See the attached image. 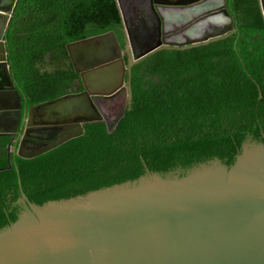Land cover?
I'll list each match as a JSON object with an SVG mask.
<instances>
[{
    "label": "water",
    "instance_id": "obj_1",
    "mask_svg": "<svg viewBox=\"0 0 264 264\" xmlns=\"http://www.w3.org/2000/svg\"><path fill=\"white\" fill-rule=\"evenodd\" d=\"M15 2L0 0V133L21 122L23 158L79 136L83 123L103 121L111 132L130 102L129 65L234 28L227 0L156 4L153 23L126 29L124 47L113 30L68 42L84 89L33 104L22 117L4 40ZM123 90L128 104L113 110ZM49 129L63 132L46 143L29 139ZM0 264H264V99L155 127L0 193Z\"/></svg>",
    "mask_w": 264,
    "mask_h": 264
},
{
    "label": "trees",
    "instance_id": "obj_2",
    "mask_svg": "<svg viewBox=\"0 0 264 264\" xmlns=\"http://www.w3.org/2000/svg\"><path fill=\"white\" fill-rule=\"evenodd\" d=\"M234 29L188 47H162L128 66L130 102L115 128L103 121L0 170V193L58 173L155 127L264 99V18L259 0H227ZM113 30L124 47L116 0H16L4 40L9 73L25 104L72 91L66 44ZM81 88V86H80ZM259 92L261 96L259 97Z\"/></svg>",
    "mask_w": 264,
    "mask_h": 264
},
{
    "label": "flooded vegetation",
    "instance_id": "obj_3",
    "mask_svg": "<svg viewBox=\"0 0 264 264\" xmlns=\"http://www.w3.org/2000/svg\"><path fill=\"white\" fill-rule=\"evenodd\" d=\"M179 0H122V6L124 10V15L126 22L125 24L123 23V31H124V46L126 45V37H125V31L126 29H134L137 30L139 26H143L144 24H150L151 22L153 23L154 19V12H155V5H169V4H174ZM170 6V5H169ZM228 7V6H227ZM234 29V28H233ZM233 31V30H232ZM129 58L130 54L126 50L125 52ZM9 68V66H8ZM12 78V77H11ZM13 81V79H12ZM1 88L5 91V94H8L11 92L9 86L6 85L4 80H1ZM14 88L18 90L15 86V83L13 81ZM81 86V88H80ZM84 89L81 78L79 76L78 80L76 81L75 86H73L72 91H69L67 93H74V92H80ZM19 92V90H18ZM20 94V100H21V115L25 113V111H28L29 107L33 104H25V100L23 99L21 93ZM66 94V93H65ZM14 100V103L16 104L17 102V97L14 96L12 97ZM128 99L126 97V93L123 90L120 92L118 99L114 100V108L113 110H120L122 105L128 104ZM36 104V103H34ZM95 104L97 107H102L104 103L102 102H97L95 101ZM22 115V117H23ZM84 124V123H83ZM82 124V125H83ZM81 125V126H82ZM21 126V122H20ZM20 126L18 130L15 132H3L0 133V166H6L8 157L10 159V163L12 162V159L15 155H17L16 149L17 145L20 141ZM83 128V127H82ZM72 128H68L67 130H70ZM60 130L54 131L53 129L49 130H41V131H36L35 132V137H30L29 139H32L35 142H40V143H46L49 142L51 139L55 138L57 135L60 134Z\"/></svg>",
    "mask_w": 264,
    "mask_h": 264
}]
</instances>
